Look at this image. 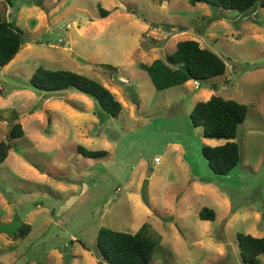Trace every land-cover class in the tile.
<instances>
[{"label":"rangeland","instance_id":"rangeland-1","mask_svg":"<svg viewBox=\"0 0 264 264\" xmlns=\"http://www.w3.org/2000/svg\"><path fill=\"white\" fill-rule=\"evenodd\" d=\"M0 19L24 40L0 67V140L14 123L24 131L0 163V264H103L94 250L101 227L134 233L144 225L156 242L149 264H245L237 234L264 237L259 2L239 14L189 0H0ZM186 39L219 55L225 73L156 90L138 64ZM38 67L100 82L122 112L103 121L82 93L33 91ZM207 93L247 106L234 139L240 161L227 175H214L201 153L224 140L204 138L189 119ZM79 145L106 154L85 157ZM203 207L214 220L199 218ZM23 224L30 231L19 235Z\"/></svg>","mask_w":264,"mask_h":264},{"label":"trees","instance_id":"trees-1","mask_svg":"<svg viewBox=\"0 0 264 264\" xmlns=\"http://www.w3.org/2000/svg\"><path fill=\"white\" fill-rule=\"evenodd\" d=\"M209 2L216 8L237 11L243 14L257 2L264 8V0H189ZM101 17L109 11L98 4ZM23 31L11 20L0 19V67L7 65L23 45ZM147 72L156 90L184 84L190 80L201 81L221 76L226 71L224 60L212 50L201 47L194 39L180 40L174 50L164 58L154 59L151 63H139ZM29 87L45 94H63L79 92L91 98L95 103L97 116L101 120L116 118L123 110L114 94L100 82L69 70H50L38 67L28 81ZM247 106L232 99H225L212 94L208 99L198 101L189 115L193 126H202V136L206 139L225 140L223 144L203 145L201 153L214 175H227L240 161V150L234 141L239 126L244 121ZM24 131L20 123H14L6 139L0 140V163L5 160L13 148L12 139L20 138ZM85 157L100 158L105 150H90L77 146ZM198 216L202 220H214L215 212L203 207ZM30 231L28 224H23L19 235ZM240 255L245 264H260L258 256L264 253V237L238 233ZM156 242L144 225L134 233L101 227L96 236L94 250L103 264H149Z\"/></svg>","mask_w":264,"mask_h":264},{"label":"water","instance_id":"water-1","mask_svg":"<svg viewBox=\"0 0 264 264\" xmlns=\"http://www.w3.org/2000/svg\"><path fill=\"white\" fill-rule=\"evenodd\" d=\"M140 195H141V199L142 201L148 205L149 204V192H148V181L144 180L141 188H140Z\"/></svg>","mask_w":264,"mask_h":264},{"label":"built area","instance_id":"built-area-1","mask_svg":"<svg viewBox=\"0 0 264 264\" xmlns=\"http://www.w3.org/2000/svg\"><path fill=\"white\" fill-rule=\"evenodd\" d=\"M198 86V83L197 82H195V87H197ZM155 161H157V158H155Z\"/></svg>","mask_w":264,"mask_h":264},{"label":"crops","instance_id":"crops-1","mask_svg":"<svg viewBox=\"0 0 264 264\" xmlns=\"http://www.w3.org/2000/svg\"><path fill=\"white\" fill-rule=\"evenodd\" d=\"M188 82H189V81H188ZM210 95H211V93H207V98L210 97ZM224 142H225V140H224Z\"/></svg>","mask_w":264,"mask_h":264}]
</instances>
